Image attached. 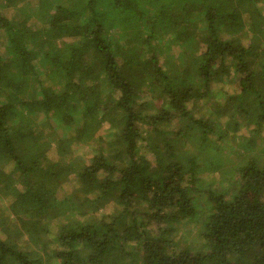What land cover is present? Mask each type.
I'll list each match as a JSON object with an SVG mask.
<instances>
[{
	"label": "trees",
	"instance_id": "1",
	"mask_svg": "<svg viewBox=\"0 0 264 264\" xmlns=\"http://www.w3.org/2000/svg\"><path fill=\"white\" fill-rule=\"evenodd\" d=\"M263 132L264 0H0V264H264Z\"/></svg>",
	"mask_w": 264,
	"mask_h": 264
},
{
	"label": "rangeland",
	"instance_id": "2",
	"mask_svg": "<svg viewBox=\"0 0 264 264\" xmlns=\"http://www.w3.org/2000/svg\"><path fill=\"white\" fill-rule=\"evenodd\" d=\"M173 51H175V53H176L179 51V49L175 47ZM263 134H264V132H263Z\"/></svg>",
	"mask_w": 264,
	"mask_h": 264
}]
</instances>
